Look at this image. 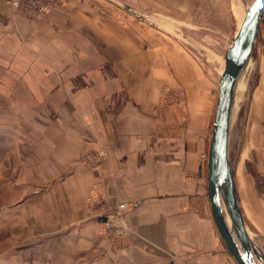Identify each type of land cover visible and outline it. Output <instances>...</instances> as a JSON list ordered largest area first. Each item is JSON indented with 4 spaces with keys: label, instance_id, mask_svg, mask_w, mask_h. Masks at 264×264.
Segmentation results:
<instances>
[{
    "label": "crops",
    "instance_id": "crops-1",
    "mask_svg": "<svg viewBox=\"0 0 264 264\" xmlns=\"http://www.w3.org/2000/svg\"><path fill=\"white\" fill-rule=\"evenodd\" d=\"M2 17L0 106L4 97L17 117L27 113L33 122L43 120L45 130H57V136L45 135L53 157L43 163L46 171L57 164L61 176L55 183L38 184L47 187L43 199L57 206L44 214L41 229L30 206L20 212L26 224H12L11 229L21 228L30 237L0 264H238L216 226L209 200L210 102L200 111L166 108L160 90L140 83L138 67L152 52L139 51L137 44L157 38L126 19L123 26L114 25L109 38L122 47H114L105 58L93 51L84 65L80 51L73 59L60 45L36 50L38 41L45 42L44 20ZM186 102L194 104L192 99ZM240 140L237 196L246 225L264 241V57ZM54 146L63 150H52ZM90 148L107 152L98 177L74 163ZM247 161L262 179L248 173ZM97 181L110 204H135L123 212L132 243L128 250L111 249L101 224L87 216L85 200Z\"/></svg>",
    "mask_w": 264,
    "mask_h": 264
},
{
    "label": "rangeland",
    "instance_id": "rangeland-1",
    "mask_svg": "<svg viewBox=\"0 0 264 264\" xmlns=\"http://www.w3.org/2000/svg\"><path fill=\"white\" fill-rule=\"evenodd\" d=\"M8 1L0 0L4 5L0 4L3 19L14 22L45 21V42L38 41L37 51L40 47L46 51L54 50L55 45H60L62 51L66 50L68 58L74 59L78 51L82 52L84 65L86 56L90 58L94 52L105 58V54L113 51L114 47H122L121 43L109 39H112L114 25L123 26L126 19L134 21L147 34L157 38L155 42L146 45L137 44L140 46L139 51L152 52L151 57L145 59V64L137 66L141 70L138 74L142 81L140 83L146 85L147 89L160 90L162 104L166 108L174 107L185 111L193 108L200 111L202 104L210 102L213 129L225 55L240 27L241 14L247 11L254 0H22L18 8ZM42 5H45L43 9ZM25 29L19 27V30ZM61 38L63 41L56 43ZM91 38H95V42L90 41ZM263 57L264 14L250 63L244 69L245 73L241 74L237 92L235 90L229 140V158L235 179L237 170L241 175L238 168V146L251 93L259 81ZM45 62L49 65L48 61ZM2 76L13 79L11 75ZM186 99L194 101L192 107L187 105ZM6 100L3 97V104L0 106V260L10 255L12 250L25 245L26 237H30L21 228L12 230V224L27 222L20 212H26L30 206L36 213V228L41 229L44 214L51 212L57 205L50 202V199H43L42 195L47 187L38 184L55 183L61 176L57 164L50 165L53 171H46L44 167L47 164L43 163L53 157L48 144H44V139L47 134L57 136V130H45L43 120L42 123L33 122L32 115L28 116L27 113L23 118L17 117ZM38 118L41 121L42 117ZM197 122L200 124L199 120ZM56 148L54 146L52 150H63ZM87 150L76 156L74 163L84 165L98 177L107 156L106 149ZM57 153L59 152L56 151L55 157L58 156ZM246 167L255 179H262L250 161L246 162ZM33 183L36 185L30 186ZM95 188H99L105 195L104 205H118L109 203L105 188L97 181L90 188L85 200L88 218L101 224L111 249L128 250L132 243L126 223L119 225L117 235H109L105 232L103 220L92 214L89 197ZM52 194L57 195V191ZM13 212L18 215H12ZM246 227L253 242L258 247L262 245L264 249V241L254 235L249 226ZM58 255L55 252V256Z\"/></svg>",
    "mask_w": 264,
    "mask_h": 264
},
{
    "label": "water",
    "instance_id": "water-1",
    "mask_svg": "<svg viewBox=\"0 0 264 264\" xmlns=\"http://www.w3.org/2000/svg\"><path fill=\"white\" fill-rule=\"evenodd\" d=\"M264 14V0H254L225 55L219 96L209 146V200L216 226L238 264H264V254L253 242L239 204L229 158L232 111L238 77L249 63Z\"/></svg>",
    "mask_w": 264,
    "mask_h": 264
},
{
    "label": "built area",
    "instance_id": "built-area-1",
    "mask_svg": "<svg viewBox=\"0 0 264 264\" xmlns=\"http://www.w3.org/2000/svg\"><path fill=\"white\" fill-rule=\"evenodd\" d=\"M21 1L22 0H14V2H11V0H9L8 2L13 3V5L18 8L22 4L20 3ZM43 6L45 5H42L41 9H43ZM100 153H102V155L104 154V152H100ZM102 193L99 188H95L92 191L91 196L89 197L90 210L95 218H99L103 220L105 226L104 227L105 232L107 234L117 235V232L119 233L118 231L119 225L122 222L123 223L125 222L122 212L128 208L133 207L135 204L129 202H122L116 206L104 205L103 203L105 200H103V198L105 195H103ZM123 228L125 227L123 226Z\"/></svg>",
    "mask_w": 264,
    "mask_h": 264
},
{
    "label": "bare ground",
    "instance_id": "bare-ground-1",
    "mask_svg": "<svg viewBox=\"0 0 264 264\" xmlns=\"http://www.w3.org/2000/svg\"><path fill=\"white\" fill-rule=\"evenodd\" d=\"M246 10L244 11V13H242L241 14V16H240V20H241V23H242V21H243V18H244V16H245V14H246ZM156 23V22H155ZM241 25V24H240ZM249 63H250V61H249ZM248 63V64H249ZM248 64L242 69V71H241V73H240V75H239V77H238V80H237V84H236V92H237V90H238V81L240 80V77H242L241 76V74H242V72H244L245 73V71H244V69L248 66ZM225 66V65H224ZM246 70V69H245ZM241 87V86H240ZM240 91V90H239ZM236 92H235V94H236ZM234 101H235V98H234ZM233 115H234V105H233V111H232V120H233ZM232 122V121H231ZM260 264H263V263H260Z\"/></svg>",
    "mask_w": 264,
    "mask_h": 264
}]
</instances>
